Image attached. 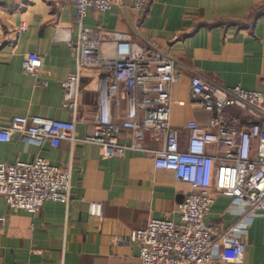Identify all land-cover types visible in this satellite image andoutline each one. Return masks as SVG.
Masks as SVG:
<instances>
[{
  "label": "crops",
  "instance_id": "0c3cea01",
  "mask_svg": "<svg viewBox=\"0 0 264 264\" xmlns=\"http://www.w3.org/2000/svg\"><path fill=\"white\" fill-rule=\"evenodd\" d=\"M262 6L264 9V0H150L143 11H137L134 0H122L105 13L90 9L79 20L71 3L0 0V35L4 36L0 46V124L8 125L15 116L73 119L72 110L63 106L61 83L77 71L73 48L79 46L81 33L88 28L94 35L127 34L133 43L152 46L176 60L182 76L171 86V123L185 143L188 122L207 125L214 115L191 100L193 76L264 93V13L250 28L236 23L244 22L254 8ZM220 21L223 23L198 27ZM101 49L107 57L118 55L111 41L104 42ZM28 54L43 57L38 76L23 68ZM104 73L96 68L82 70L78 138L94 133ZM119 101L113 113L121 122L127 106L124 98ZM180 101L185 103L180 105ZM124 140H131L129 130L122 131ZM208 150L217 153L214 145ZM40 157L55 165L71 166L72 200L69 204L49 200L38 212L30 213L9 208L0 196V264H142L139 246L130 240L131 232L152 218L179 221L177 206L190 191L173 172L157 168L153 157L139 151L115 156L108 147L67 140L58 147L49 141L37 146L19 133L9 142H0V162H34ZM92 204L101 205L99 214L91 211ZM245 207L240 200L219 195L205 223L216 232L236 226L247 243L239 264H264V212L251 215ZM220 252L215 250L213 264H238L225 262Z\"/></svg>",
  "mask_w": 264,
  "mask_h": 264
},
{
  "label": "built area",
  "instance_id": "2783aa9c",
  "mask_svg": "<svg viewBox=\"0 0 264 264\" xmlns=\"http://www.w3.org/2000/svg\"><path fill=\"white\" fill-rule=\"evenodd\" d=\"M149 1L134 0V8L143 11ZM55 2L74 4L77 18L82 20L88 10L105 13L122 0ZM101 33L94 35L88 28L83 30L79 46L73 48L77 71L61 83L63 106L72 110L73 119L15 116L8 125L0 124V142H9L14 133H19L37 146L47 141L53 147L63 140L72 144L90 142L110 148L115 156L135 150L153 157L157 168L173 172L178 182L189 185L190 191L177 206L179 221L172 217L152 218L131 232L130 240L139 246L142 264H213L215 250L221 251L225 262L241 263L247 243L240 238L237 227L216 232L205 223V216L219 195L244 202L248 214L264 212V93L193 76L191 100L214 115L207 125L196 120L188 122V139L183 143L179 130L171 123V86L182 76L176 60L152 46L133 43L127 34ZM3 39L0 35V46ZM106 41L116 46V57L103 54L101 46ZM15 48L13 44L12 49ZM42 65L40 54H28L23 60L25 72L35 76ZM86 68L105 73L101 76L94 133L78 138L76 113L82 70ZM119 97L126 100L127 106L121 122L113 113ZM123 130L131 132L130 141H121ZM210 145L216 146V154L209 153ZM71 180V166L55 165L45 158L0 162V196L13 210L36 213L49 200L69 204ZM90 209L99 214L101 205L92 204Z\"/></svg>",
  "mask_w": 264,
  "mask_h": 264
},
{
  "label": "trees",
  "instance_id": "16d2710c",
  "mask_svg": "<svg viewBox=\"0 0 264 264\" xmlns=\"http://www.w3.org/2000/svg\"><path fill=\"white\" fill-rule=\"evenodd\" d=\"M264 13V9H263V6L262 7H256L254 8L250 13L249 15L247 16L246 20L243 21H240V22H236L238 24L239 27H245V28H250L255 20ZM220 23H223V22H214L213 24H208V23H202V24H199L198 27H202V26H211V25H219ZM187 34H184L182 35L181 37H185Z\"/></svg>",
  "mask_w": 264,
  "mask_h": 264
}]
</instances>
